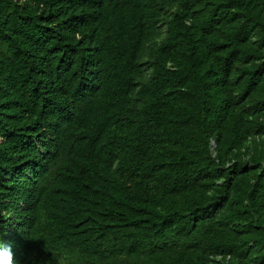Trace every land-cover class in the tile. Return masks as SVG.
Wrapping results in <instances>:
<instances>
[{
  "label": "trees",
  "instance_id": "obj_1",
  "mask_svg": "<svg viewBox=\"0 0 264 264\" xmlns=\"http://www.w3.org/2000/svg\"><path fill=\"white\" fill-rule=\"evenodd\" d=\"M0 264H264V0H0Z\"/></svg>",
  "mask_w": 264,
  "mask_h": 264
},
{
  "label": "clouds",
  "instance_id": "obj_2",
  "mask_svg": "<svg viewBox=\"0 0 264 264\" xmlns=\"http://www.w3.org/2000/svg\"><path fill=\"white\" fill-rule=\"evenodd\" d=\"M3 248H9L10 249V245H4L2 241H0V249H3ZM3 261H4V264H9V261H10V255L9 256H5L3 258Z\"/></svg>",
  "mask_w": 264,
  "mask_h": 264
}]
</instances>
